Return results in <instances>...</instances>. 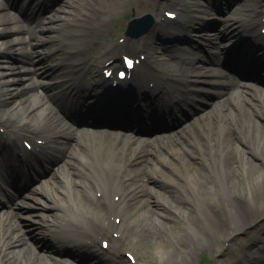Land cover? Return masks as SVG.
Wrapping results in <instances>:
<instances>
[{
    "label": "bare ground",
    "instance_id": "1",
    "mask_svg": "<svg viewBox=\"0 0 264 264\" xmlns=\"http://www.w3.org/2000/svg\"><path fill=\"white\" fill-rule=\"evenodd\" d=\"M103 1L76 0L65 8L64 17L56 18L51 27L44 26L43 30L46 28L47 31L58 30L54 33H57V37L60 36L59 38L64 40V43L66 42L62 46L61 42L58 45L55 40V44L50 46L49 55L42 52V47L48 46L52 42L34 41V35L28 40V35H19L20 33L26 34L25 28L13 26L10 32L1 35L13 37L12 50L14 54L23 56L32 53L35 60L29 61L28 64H22L21 62L13 64L0 52V59L3 60L0 62V99L5 97L8 90H12L14 83L17 81H21L29 89L33 87L30 85H37L38 79L32 75V71L41 66L40 70L43 69L44 61L49 64L50 70L55 71V74L53 73L55 79L60 80L61 75L64 80H68V86L75 92L76 99L71 101L72 103L70 101L65 103L63 107L58 102H52L50 97L42 96V91H39V93L32 95L31 100L23 101L22 105L21 102H17L8 110H0V121L5 119L11 121L12 126L6 128L11 133H16L19 138L26 136L32 139L36 137L34 133L40 131L44 135L43 139L55 143L54 151H43L41 157H35L30 161L26 175H20L19 177L9 175L13 185L20 180L26 186L35 177L33 172L41 176L44 167L49 169L51 166L49 161L52 163L56 161L53 156L59 153L64 156L63 159L60 158L61 162L64 161V164L60 165L58 169L51 167L49 171L52 176L50 185L48 188L34 191L32 199L44 205L52 202L50 207H57L58 210L65 211V213L62 212L53 217L54 223L57 222L58 225V230H54L57 237L55 245H49L50 241L42 238L40 243L32 242L27 244L26 248H20V241H23L22 238L27 234L26 229L22 230L19 224L26 217L23 211L33 209L38 205L28 204L29 208L27 203L15 206L17 204L13 202V212L0 216V264H104L107 260L111 264H129L122 257L124 255V252H122L124 245L115 246L112 256L105 257L97 252L99 244L96 241L93 240L92 244L87 243L90 239H94L97 230H100V234H106L110 230L108 228V226L111 227V221L108 218L110 212L114 214L123 211L124 213L126 204L137 202L139 198L137 182L139 176L137 172L150 170L152 165L156 167L160 164L167 168V171L162 167L158 169V174L163 179L151 178L153 183L149 184L150 188L148 189L151 192L157 190V195L165 202V207L169 213L161 214L162 216L155 219L157 228H150L149 230L146 228L144 231L145 238L151 242L153 240L163 241L173 247V254L167 258V262L158 264H191L194 257V245L200 250L207 247L213 248L216 246L213 237L219 235L231 237L242 232L247 226L234 225L233 220L237 217L242 218L241 222L243 224L250 225L248 219H250L251 214L250 210L247 209V205L250 202L249 200L253 198L252 195L258 193V191L255 190V186L248 184L246 187L245 183H242L237 177H239V172L242 170L252 169L253 162L254 168L261 165V163L254 161L256 157L264 162V145L259 146L257 144V149L259 151L260 149L263 150H261V155L255 154L254 159L248 147L250 145V135L254 131L264 133V121H262V118H264V86L261 78L254 79L255 82L259 83L258 87L250 88L246 85L242 91L238 90L237 87H227L229 92L226 101L230 105L225 106L226 102H223L221 108L213 109L210 113L213 120H210V122L205 119L201 120V126L193 133H189L186 128L181 127L172 136H158L159 134H151L153 133L151 131L147 134H140L143 129L142 120L140 121L137 116H132L138 113L139 109L135 110L133 108L131 111V108L127 107L128 109H126L121 102L120 93L125 95L127 94L126 90L123 92L111 91L109 88L110 83L104 79L102 74L97 73V75L95 73L98 70L97 62L102 59L99 57L100 51L109 52L107 54L109 58L117 60L119 53L130 48L133 43L132 41V43L125 46L110 44L107 46L102 45L100 48L97 47L98 38L108 27L106 24L111 19L109 17L118 10L116 9L117 6H114V8L112 6L108 7ZM119 1L120 6L128 7L132 12L144 13L148 11L159 18L166 7L174 8L182 4L184 0H176L179 1L178 5L177 3L168 2L161 4L158 0ZM251 1H223L225 13H223V16L218 14L221 18L223 17L221 23L229 26L236 21L235 23L240 25L236 28L238 24L234 23L223 36L218 34L219 39L224 38V36L235 39L238 34H242L245 30L244 34L254 36L261 45H264V37L259 31L263 23L259 19L253 18L249 23L246 22L243 25L240 22L242 17L246 15L245 13L252 8L255 9V4H259L257 1L253 6V4H250ZM259 5L262 6L261 3ZM2 8L0 3V10ZM204 13L207 12L201 11V14ZM225 15L230 16L226 17ZM14 20L13 17L11 22ZM14 23L16 24L17 20ZM178 23L176 26H171V31L168 32L170 35L178 36L183 32L182 22ZM157 26L150 36L144 37L139 44L134 45L137 48L149 51L150 59L153 58L154 60L153 70L157 68V71L161 74L170 75L173 68L176 71L180 63L184 64L187 61L183 55L177 57L176 52L170 51L166 45L149 47L147 42L150 38L153 41L156 36H160L157 35L158 32H162L161 27L163 24L157 22ZM208 26L210 24H200L199 29L194 30V32H196L198 40L203 45L216 46V43L211 40L212 35L206 29ZM67 28H74L79 32V35L69 39L59 34L60 30H66ZM215 36L217 38V35ZM90 43L96 46L94 52L98 51L97 53H86L84 51L85 47H90ZM1 45L2 48L5 46L3 43ZM199 51L200 46L197 48V52ZM65 54L69 60L77 63V66L74 67L77 70L73 74L66 73L63 65L55 60L57 56L60 60ZM102 61H100V64L103 66L105 61ZM206 61L219 64L221 59L212 56L211 58L207 57L204 61L199 54H193L191 62H188L189 66L182 69L179 75L181 78L175 83V88L181 89L185 82L191 83V77L209 76L210 72L205 73L197 70L200 68L206 69L207 66L202 67L205 66L204 62ZM119 62L118 59L116 64H119ZM93 75H96L97 84L95 88L82 84L83 80L93 78ZM216 75L218 77L226 76L222 72H217ZM252 75L255 76V73ZM203 82L207 83L206 87L208 89L217 86L215 81ZM132 85H134L132 88H128L129 92L139 89L142 96L155 97L157 95L156 91L147 90L138 83ZM91 92L98 94V97L92 98V101L99 102L101 97L105 95L111 98L108 103H100L96 106L99 108V112L96 113L97 116L95 115L96 118L102 120L103 124L107 123L104 128H97L95 123L92 122V118L84 125H76L69 118L68 114L74 108L82 112L83 116H88L87 113H91L90 108L86 106V101L81 97ZM189 92L191 93V91ZM111 94L113 96H109ZM197 95L203 98L209 95V91L197 92ZM70 108L73 109L70 110ZM21 110H26L29 113L28 118L24 119L25 115H21L23 118H20L18 113ZM105 116L111 117V120L105 118ZM130 116L133 118L128 121ZM240 116L241 118L244 117L241 119ZM103 117L104 119H100ZM19 119L22 120L20 123L17 121ZM162 125V123H159L158 127L164 129L166 126L161 127ZM174 126H180V123L176 121L172 127ZM152 129H157V126L154 124ZM169 137H171V142L176 143L175 146L171 147L172 151L170 153L166 152L168 146L157 147L159 150H164L159 158L151 156L140 169L135 168V164L140 162V159L144 156L157 154L143 150L142 145L144 143L154 142L155 139L167 141ZM1 140L2 137L0 136V142ZM68 140L73 142L74 146L72 143H68ZM20 151L23 150L20 148ZM151 159L156 160L152 161ZM150 161L152 162L149 165ZM84 164L87 166H83ZM85 167L89 168L87 175L95 181L96 185L80 175L81 172H84ZM127 172H130V176H132L131 182L127 179ZM134 175L138 176L135 177V180ZM246 181L252 184L254 176H246L244 182ZM19 190L21 191V189ZM117 192H123L124 194L121 205L115 204L112 199ZM98 193H105V199H96ZM218 197H221L219 200L223 201L224 199V203L214 202L213 198ZM178 204L182 205L183 208L181 209ZM187 210H190L191 214L187 213ZM194 211L198 213L196 214ZM28 213L30 214V212ZM216 214L220 215L221 218L217 217ZM179 222L187 223L202 237H210L208 244L202 245L189 238L187 233L178 227ZM255 229L257 231L262 230ZM28 230L31 234L37 235L34 228L30 227ZM121 230L125 238L126 229L124 225L121 226ZM210 234L213 235L212 238ZM180 235H182L183 240L176 238ZM68 238H70V241L67 240ZM83 242L85 243V250L81 251L79 249L83 247ZM26 249L31 254V259L28 257V263H25L24 259L22 260L23 257H26ZM111 249L112 247H109V252ZM183 250L186 251L184 252L187 256H182ZM19 253H22V255L20 256ZM56 253L65 254L68 258L64 259L63 262H58L53 257V254ZM8 256L12 259L7 258ZM240 260L233 264H243V259Z\"/></svg>",
    "mask_w": 264,
    "mask_h": 264
},
{
    "label": "rangeland",
    "instance_id": "2",
    "mask_svg": "<svg viewBox=\"0 0 264 264\" xmlns=\"http://www.w3.org/2000/svg\"><path fill=\"white\" fill-rule=\"evenodd\" d=\"M76 0H61L59 2L60 7H56L57 9L55 11H51V13H48V9L47 6L50 4L49 2H44V4H40L39 2H36L34 4V7H37L36 9L39 10V12L43 13V20L45 21L44 26L45 27H51L52 23H54L53 21L56 18L59 17H64L65 15V8L69 7V5H71L72 3H74ZM185 1V0H184ZM253 1V0H252ZM252 1L250 2L251 4ZM258 0H254V4L257 2ZM68 2V3H67ZM0 3L2 5V10H0V34L4 33H8L12 30L13 26H20L22 28H25L26 30V34L25 33H18L21 36H25L28 35V40L30 38V35H36V33H32V29L29 30L28 27L26 26L27 22L24 21V23H19L20 21H22L21 17H20V13L22 12V8L26 9L29 5V0H0ZM104 4H106L108 7L112 6L114 8V6H117L116 9H118L117 11H115V13L113 15H111L109 18H111L110 23L108 25V22L106 25H108L109 31H106V39H105V43L108 45L109 42H111V40L116 37V40L123 35V33L127 30V24L128 21L131 20V18L135 17H141L138 16L136 13H133L131 11L130 8L128 7H122L120 6V1L119 0H104L103 1ZM219 4V0H217V3ZM199 6H201V8L203 9H207L208 7H210L208 4H203V2H200L198 0H189V1H185L184 4V14H183V19H184V33L182 34V37L180 39L177 38H173V37H159L156 36L153 41H152V46L153 47H157L160 44H166V45H170L172 47H176V46H181L184 48L185 52L188 53H193V54H200L201 56H203V59L209 57L211 58L212 56L214 58H217V55L221 58V62L220 63H224L223 65L230 67V62L229 60H227V58L225 59V57L223 56V47L225 46V41L223 40H214L211 39L212 41L216 42V46L214 47H210V45H203L201 43L200 40H198L197 38V34H195L196 32H194L195 28H198L199 24H210V26L207 27V29H209V32H211L212 34L214 32L217 31H224V25H221V23H217L219 21V16H216V18H212L210 16L212 15H203V14H198L197 10H202L201 8H199ZM17 8H19V10L17 11ZM68 9V8H67ZM221 9H224V5L222 4ZM149 14L148 12L144 13ZM215 15V14H214ZM213 15V16H214ZM29 16V15H28ZM143 16V15H142ZM14 17V21L11 22L12 18ZM210 19L214 22H211ZM17 20V25L14 23ZM26 20H28V24L30 25V27H33L32 23L29 21V18H26ZM19 21V22H18ZM119 30L118 35H115V33ZM55 31L58 30H51V31H47L46 29H41L38 32L39 38L41 41H47V42H52L50 45L48 46H43L42 47V52L45 55H49V49L50 46L52 44H55V40L57 42L58 45H63V40H61L58 36L57 37V33H54ZM221 32V33H222ZM149 33V32H148ZM146 33V34H148ZM60 35H63V37L65 36H72L75 35V32L69 31V30H60L59 31ZM58 34V35H59ZM144 34V35H146ZM184 34H186V40L188 42H186ZM7 36V37H6ZM4 36L3 38L0 37V52L2 53V55H4L6 57V59L10 60L11 63L16 64V62H21L23 63H27L29 61H34L35 57L32 53L29 54H25L23 56H19L17 54L13 53L12 50V38L13 37H8V35ZM16 36V35H15ZM6 37V38H5ZM18 37V35H17ZM5 38V39H4ZM185 40V41H184ZM184 41V42H181ZM4 44L5 46H3V48L1 47V44ZM198 46H200V51L197 52V48ZM7 54V55H5ZM63 59V58H62ZM62 59L59 61L58 56L57 58H55V60H57L60 64H64V61H62ZM3 61L0 59V62ZM7 61V60H6ZM44 68L40 70V68L38 69H33L32 71V75L36 76V78L38 79V83L37 85H30L33 86L31 89L26 88L23 83L21 81H17L14 84V87L12 88V90H8L5 93V97L0 99V110H8L9 108H11V106L17 102H21V105L23 104V101L25 100H31V97L33 94L39 93V91H42V96L44 97H50V100L52 102H58L59 104H62V106H64V104L66 102L70 101V97L69 93L67 92V90L63 87V81H59L58 79L54 78V74L55 71L50 70L51 67H48L49 64H46V62H43ZM220 64L217 63H211L207 66V68H201V72H210L209 77H205V78H210L213 79L215 72H223L226 75H232L237 79L238 84L243 85L244 83H246L249 86H257V83H254L253 80H242L241 76L238 75L236 72L237 69H235L234 67H232V69H226L223 66H219ZM100 70V69H99ZM102 71V69L100 70ZM236 71V72H235ZM54 73V74H53ZM44 77H47L46 79ZM60 78V77H59ZM218 79V82L225 83L226 85L231 84V81H229V79L227 77L224 78H215ZM192 87V85H190ZM64 95V98H61L60 96ZM29 104V103H27ZM230 103H226L225 106H229ZM32 106V104H31ZM207 108V106L204 105V107L200 108V111H198L199 113H202L203 110H205ZM218 108H221V106ZM79 113V112H78ZM20 115V118L22 117L21 115H25L24 119L28 118V112H26V110H21L20 113H18ZM197 114V113H196ZM194 114L192 116V118L196 115ZM244 116H242L243 118ZM23 118V117H22ZM73 120L76 122V124L78 125H84L87 120H89L87 118V116H82V114H78L76 116L72 117ZM241 118V116H240ZM241 118V119H242ZM21 120V119H19ZM210 120L212 121V116L206 118L207 122H210ZM262 121H264V118H262ZM97 124V123H96ZM95 124V125H96ZM201 122L198 123L196 125V127L191 128V126H189L187 129V131L189 133H193L196 129H198L201 125ZM263 132V130H262ZM264 133H261L259 131H254V133H252L250 135V145H248L249 150L251 151V155L254 159V155L255 154H259L262 153L261 150L263 149H257L256 146H263L264 145V135H262ZM171 137H169L167 141L163 140V141H159V139H155L154 142H150V143H144L142 145L143 150L145 151H152L153 153H157V154H152V155H146L143 158L140 159V162L135 164V168H139L142 167L145 163V161H147V159L151 156H153L154 158H159L160 155L162 153H164V150H159L157 149V147H166L168 146V148H166V152L170 153L172 151L173 146L176 145L175 142H171L170 140ZM258 144V145H257ZM138 145V143H137ZM74 146V145H73ZM156 160V159H151ZM150 161L148 164L150 165V163L152 162ZM256 163H261V165H259L258 167L254 168V162H253V168L252 169H248V170H242L241 172H239V177H237V179L239 178V180L242 183H245L244 185H246V187L249 185L255 186L256 187V191H258V193H255L254 195H252L253 198H251L249 201V204L247 205V209L250 210V219H248V222L250 225L247 224H243L241 222L242 218L237 217V219L233 220L234 225H238L239 227L242 225H246V229H244L242 232L228 237V236H215L213 237V241L215 242L216 246L211 248V247H207L204 248L202 250H200L198 247H194L193 246V253H194V257L192 259V263L191 264H233L236 263L237 261H241L240 259H243V264H250L251 261L250 259V254L251 252H254L255 249V243L257 242H263L264 241V162L259 158L256 157L255 160ZM64 164V163H63ZM61 164V165H63ZM263 164V165H262ZM83 166H87V165H83ZM55 168H59L58 165L54 166ZM134 167V166H133ZM162 167L164 170L167 171V168L165 166H161L160 164L156 167H153V165L151 166L150 170H147L145 172H141L142 170L138 171V176L134 175V180L135 177H138V187H139V198L137 200V202L132 203V204H128L126 205V209L124 210V217H125V229H126V234H127V242H126V246L124 248L125 251V255L126 252H133L138 259L139 264H158L161 262L166 263L167 262V258L170 257L173 254V247H170L169 245H167L165 242L163 241H157V240H153L152 242L150 240H147L145 238V230L146 228H148V230L151 228H157V224L155 222V219L160 216H162L163 214H168L169 212L166 209V204L165 202L159 198V195H157V190H154L153 192L149 191L148 188H150L149 184L153 183L151 178H160L163 179L159 174H158V169ZM262 167V168H261ZM133 169V168H132ZM89 168L85 167L84 168V172H81V176L83 178L86 177V180H88L90 183H92L93 185L95 184V181L93 179H91L89 177L88 174ZM246 176L248 177H253L254 176V181L253 183H247L244 182V179L246 178ZM127 179L131 182L132 180V176H130V172H127ZM159 179V180H160ZM230 180V179H229ZM52 181V177L49 174H46V181L45 183L37 186L38 189H41V186L44 184H48V182ZM0 183L2 184V180L0 179ZM230 186V184H229ZM218 187V186H217ZM220 189V188H219ZM222 191V190H220ZM253 193V192H252ZM7 194L11 195V192L9 191H4L3 193L0 194V196L4 197V201H8L7 198ZM221 195V193H220ZM221 197H218L216 199L213 198L214 202H219L220 204L224 203V199L219 200ZM1 200V199H0ZM21 199H19L20 201ZM34 201V200H32ZM35 202V201H34ZM31 203V202H30ZM52 203V202H51ZM51 203H45V205L47 206H51ZM34 204V203H31ZM241 204V202H240ZM242 205V204H241ZM3 206V205H2ZM178 206L182 209L183 206L178 204ZM41 209L42 207H37L36 209ZM24 219L20 221V228L22 230L26 229V235H24V237L22 239H24L21 242L20 248H26L27 244H30L32 242H38L40 243L42 238H46V241H50L48 244L52 245V243H55L56 241V237H54V229H52L51 227L54 228V216H57L58 214L62 213H49L50 209H41L39 211H36L35 208L31 209V210H24ZM30 212V214L28 212ZM187 213H190V210H187ZM194 213H198L197 211H194ZM162 214V215H161ZM42 216V217H41ZM217 217L221 218L220 215H217ZM43 220H42V219ZM109 218V216H108ZM160 219V218H159ZM222 219H224L222 217ZM156 226V227H155ZM30 227L34 228L35 231H37V235H33L30 233ZM178 227L180 229H183L189 238H191L192 240H195L197 242H199L202 245H206L208 244V241L210 240V237H202L200 236L190 225H188L187 223H183V222H179ZM243 227V226H242ZM255 228L257 229H262L261 231H257ZM131 229V230H130ZM179 235V234H178ZM176 236V235H175ZM211 236V234H210ZM213 236V235H212ZM211 236V238H212ZM142 238V239H141ZM177 239L179 238L180 240H183L182 235L176 237ZM53 239V240H52ZM118 242V241H116ZM256 243V244H257ZM42 244V243H41ZM75 244V243H74ZM18 250V249H17ZM185 250L182 251V256H187L186 255V251ZM21 252V251H20ZM19 255L21 256L22 253H19ZM26 257H23L22 260L24 259L25 263H28V257L31 259V254L29 253V250L26 249V253H25ZM54 259L60 262H63L64 256L63 254H54L53 255ZM7 258H10V256H8ZM16 260V259H15ZM49 261V260H47ZM255 264H264V255L261 256V258L255 263Z\"/></svg>",
    "mask_w": 264,
    "mask_h": 264
}]
</instances>
